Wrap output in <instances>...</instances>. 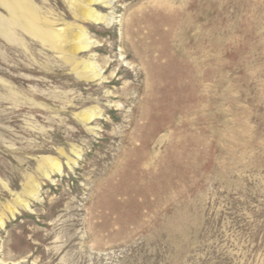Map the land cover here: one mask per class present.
Listing matches in <instances>:
<instances>
[{
  "label": "rangeland",
  "instance_id": "obj_1",
  "mask_svg": "<svg viewBox=\"0 0 264 264\" xmlns=\"http://www.w3.org/2000/svg\"><path fill=\"white\" fill-rule=\"evenodd\" d=\"M112 1L27 0L69 60L0 1V264H264V0Z\"/></svg>",
  "mask_w": 264,
  "mask_h": 264
},
{
  "label": "bare ground",
  "instance_id": "obj_2",
  "mask_svg": "<svg viewBox=\"0 0 264 264\" xmlns=\"http://www.w3.org/2000/svg\"><path fill=\"white\" fill-rule=\"evenodd\" d=\"M9 9L11 16V25L13 28L20 27L32 37H36L42 43L49 45L51 48L57 47L59 43H66L68 46L66 59H72L79 53L90 51L94 46L93 42L88 38V32L83 26H77V30L73 31L69 28L60 29L61 31H54L50 29H41L39 18L37 14L30 8L27 0H0ZM115 1L112 0H81L77 5L72 4L75 17L81 23L92 24L95 26L109 27L117 23L113 12L109 15L102 14L98 9L114 10ZM43 25V24H42ZM71 27V26H69ZM46 28V27H45ZM83 77L87 80L98 81L102 79L101 70H98L92 62H83ZM96 116L94 111L84 112L80 114L79 118L82 123L89 124ZM51 173H61V165L57 160L48 161ZM46 178H49L46 175ZM31 188V187H29ZM33 192V188H31ZM22 207L28 209V203L20 201ZM1 225L3 222H0Z\"/></svg>",
  "mask_w": 264,
  "mask_h": 264
}]
</instances>
